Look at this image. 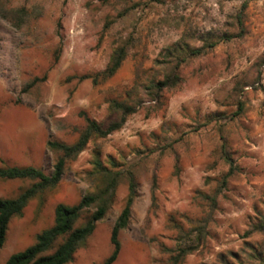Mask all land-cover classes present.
I'll return each instance as SVG.
<instances>
[{"label":"rangeland","instance_id":"1","mask_svg":"<svg viewBox=\"0 0 264 264\" xmlns=\"http://www.w3.org/2000/svg\"><path fill=\"white\" fill-rule=\"evenodd\" d=\"M228 32L237 38L185 66L183 81L161 101L145 102L121 131L93 139L58 187L12 220L0 264L54 225L59 204L77 205L95 192L98 158L133 168L139 182L115 264H246L252 250H264L263 234L246 237L264 219V0H0V167L47 174L60 156L50 141L74 144L85 116L109 125L117 119L111 102L158 78L169 49L200 47L206 35ZM126 42L128 58L113 79L80 81L105 71ZM239 100L245 111L234 117ZM215 115L223 119L212 121ZM226 151L237 171L212 209L204 195H214L230 171ZM33 184L0 180V198ZM128 195L125 181L70 264H105L112 256V231ZM183 250L189 253L180 257Z\"/></svg>","mask_w":264,"mask_h":264},{"label":"trees","instance_id":"2","mask_svg":"<svg viewBox=\"0 0 264 264\" xmlns=\"http://www.w3.org/2000/svg\"><path fill=\"white\" fill-rule=\"evenodd\" d=\"M240 32L246 29L245 20L239 18ZM237 38L231 32L222 36L208 34L201 39L202 46H192L186 42H180L162 55L163 60L158 62L163 73L148 82V84L137 83L128 93L125 99H116L111 102V109L117 115V119L105 126L85 116L86 128L83 130L78 140L67 145L58 141H50L48 148L60 156L54 165L53 172L47 174L37 167L4 166L0 167V180L15 181L29 180L34 184L25 189L18 197L3 199L0 198V253L4 248L10 224L16 217L23 215L29 203L47 191L56 189L62 182L71 161L76 160L83 154L91 141L95 138L107 139L113 134L121 131L128 119L137 114L142 105L147 102H158L164 97L165 92L175 89L182 81V70L192 61L210 55L221 44ZM131 44L123 43L118 47L105 71L94 76H83L80 81L92 80L95 86H99L113 79L123 67L128 58ZM40 80H35L29 88L34 87ZM239 112L234 116H241L245 111V103L238 101ZM223 119V118H222ZM219 115L212 117V121L220 122ZM225 159L230 165V171L222 177L220 186L214 195H204L208 205L215 209L218 199L224 190L227 189L230 179L235 175L237 168L231 156L226 151ZM94 172L92 178L96 179V190L86 195L79 204L69 206L59 204L55 210L54 225L37 236L34 245L25 251L17 253L9 258L6 264H70L75 255L83 245L94 235L97 225L105 220L112 209L119 187L127 181L129 185V195L126 205L119 215L112 231V244L114 252L105 264H115L120 256L122 243L121 233L131 224L133 209L139 197V182L133 168L122 169L114 162L106 166L100 158L94 162ZM155 187L157 179L154 181ZM94 210L87 222L80 227H76L78 222L86 213ZM202 229V233L204 232ZM258 233L264 235V219L258 225H254L246 237L250 238ZM189 252L183 250L180 257H185ZM246 264H264V250H252L250 262Z\"/></svg>","mask_w":264,"mask_h":264}]
</instances>
